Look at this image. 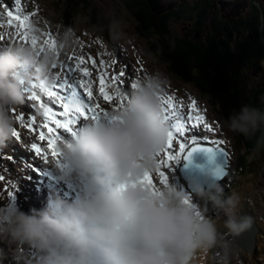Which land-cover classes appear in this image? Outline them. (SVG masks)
Wrapping results in <instances>:
<instances>
[{"label":"clouds","instance_id":"obj_1","mask_svg":"<svg viewBox=\"0 0 264 264\" xmlns=\"http://www.w3.org/2000/svg\"><path fill=\"white\" fill-rule=\"evenodd\" d=\"M40 31L33 26L30 36L39 39ZM76 43L73 29L64 28L56 49L41 51L23 41L0 46V149L15 141L17 113L30 91L43 94L54 86L57 51ZM166 84L163 74L149 73L127 93L117 92L125 97L118 111L87 119L69 138L58 140L66 166L59 178L79 185L73 199L52 193L44 207L25 212L0 197V242L14 251L18 264L28 261L30 251L36 253L31 264H195L198 255L214 249L220 251L215 264H234L236 248L226 234L236 237L253 225L238 192L226 194L218 182L193 187V195L217 213L213 218L174 184L160 183L155 195L141 184L122 187L158 171V154L170 130L160 99ZM224 126L246 138L260 133L255 151L264 150V106L242 104ZM5 259L0 247V264Z\"/></svg>","mask_w":264,"mask_h":264},{"label":"rangeland","instance_id":"obj_2","mask_svg":"<svg viewBox=\"0 0 264 264\" xmlns=\"http://www.w3.org/2000/svg\"><path fill=\"white\" fill-rule=\"evenodd\" d=\"M177 1L178 0H156L157 4H161L162 6L160 9L161 12L169 10L171 5ZM211 1V11L214 16L212 13L210 15L214 18L220 17L223 19L228 16L233 17L244 13L245 9H248L250 2V0ZM91 2L92 3H90L87 7H84L82 3L75 5V2H73L72 7L67 9L65 6L66 0L63 2H59V0H20L19 4H17L16 0H12L13 7L11 9L2 1L0 3V37H2V35L4 36V33H2L5 28L4 26L11 25L13 29L11 39L15 42L23 41L20 39L18 34L22 33L24 30L19 27V23L17 21L7 16V12L12 11L14 15L19 14L22 16L26 13V11H28L30 16L28 24L30 29L34 26L41 30L37 43L38 48L43 44V41L48 38L46 34H50L51 37L56 40L57 34L64 28L72 27L75 33L77 43L70 50L59 53L60 65L58 64L55 71L58 73L60 82H63L65 78H68L69 81L76 82L78 84L79 79L83 78L79 72L70 73L66 70L68 68L67 66L63 68L61 67V65H65V58H67L69 62L75 63L76 58L83 55L85 56L87 63L82 65V67L87 68H89V63H91V61L87 59L88 57L95 59L97 61V65L95 67L99 68L104 67L100 65V61L103 60L109 77L113 73V68L118 67L119 69H123L124 66L117 62L115 56L113 55L114 50L112 49V45L117 44V51L123 56L122 59L127 62L134 82H138L149 73L159 72L167 79V84L162 95L173 96L175 103L178 105L179 111L184 114L189 113L191 111V102L192 100H195L199 114L204 115L206 122L210 123L213 128V131H209L201 125L197 133L198 136L201 138H212V141L222 140L224 142L222 145L230 150L229 156L231 165L235 164V170L238 171V169H241L242 172L241 175L233 176V186L235 187L229 189L234 190L240 185L239 194L241 195L243 201L242 211L244 214L245 212H250L257 224L260 225V228L258 229L259 231L255 233L253 251L249 252L235 243L236 246L242 248L241 256H243V258L241 261L239 259V263H264V221L260 220L262 219V216H264V150L259 152L255 151L256 144L251 146L252 140L248 139L243 142L242 145L236 144L237 134L229 132L224 126L226 119L222 114L217 113L214 110L209 96L203 94L204 92L200 91L194 83L181 81L175 74L169 72L170 70L167 69L166 64L160 57V50L153 52L150 49V39L156 42L157 36H153L152 38L150 37L148 41L144 35L142 36V34L138 32L136 27L139 26V23L134 16L130 15L123 0H91ZM153 2L155 3L154 0ZM262 3L264 6V1ZM93 5L96 8L97 16H102L104 22L106 23L104 28H96L93 25L94 23L92 24L93 17H91L90 11ZM73 7L76 8L75 12L71 10ZM154 7L157 8L156 6ZM18 8L20 11L17 13ZM67 12L70 14L72 13V16L68 19L65 16ZM67 22L68 25L65 24ZM167 25L170 31L169 34L166 35V38H168L167 42L170 41L172 43V40L174 41L176 38H179V36H182V31L179 29L180 25H178L177 21H173L172 19L167 20ZM184 25L187 29H193L194 27L192 23H189L188 25L187 22H185ZM206 29L207 32L204 33L206 35H210L211 30L208 27H206ZM248 34L249 32H247V35L243 34L246 39V41H244V36H242L241 33L236 32L235 39H232V50L234 52L242 51L243 54H245L246 50L240 48V44L244 43L248 50L247 55L253 56V54H257V60L259 59L263 62L262 57L264 56V52L261 49L260 43H258L259 45L256 43L257 41H260L258 36L257 40H250L248 38ZM261 39L264 42V34L261 35ZM111 42H113L112 45ZM255 46H257L256 51ZM240 60L243 62L242 58H240L239 61ZM242 72L246 77H248V90L251 91L255 88L259 92L258 94H252L253 102H256L255 106H259V102H261L262 98H264L263 88L260 86L261 84L264 85V62L260 64L259 61L257 64L254 63L252 67L247 66V68L242 70ZM73 76L75 77L74 79ZM95 78L97 84H92L95 94V99L92 102L100 103L101 106H106V111H112L113 108L116 107V104H108L103 101L98 92V75H95ZM131 84L132 83L129 81L128 86L132 87ZM108 90L110 91V94L114 96L117 95L118 91H122L120 85L111 79L108 81ZM41 97L44 100V96ZM103 102H105L106 105L103 104ZM247 103L248 102H245V104ZM29 107L33 108L35 112L23 107L24 109L19 108L17 113V116L23 113L26 117L24 121L17 120V130L21 133V139L18 142V151L28 154L30 157L34 156L39 162L45 164L47 169L52 170L50 173L54 172V174L59 177V170L66 166L61 162L59 156L56 158L51 156L50 151L47 150L46 142H40L38 140V136H35L25 127V125L31 121V118L35 116V124L39 129V126L44 122L43 110L39 107V102L37 101H29ZM29 111L32 112L30 116L27 115V112ZM193 114L195 115V113ZM59 131H61L59 139H67L71 136L70 132L67 130L62 129ZM32 143H41L44 148V153L40 156L35 154L31 149ZM6 147L10 148L9 146ZM13 149L15 148L13 147ZM45 154L47 157H45ZM182 160L183 156L179 160L170 162L167 168H163L161 170L165 171L167 177L166 183L174 184L179 190H182L185 193L186 198H191V201L196 204V207H198L197 199L193 196V191L188 187L187 183L182 178L181 172L184 170L182 167L180 168ZM50 161H54V163ZM239 166H242V168ZM249 168H251V170H249ZM229 172L230 168L228 173ZM250 172L254 175L255 180L253 179V181ZM152 175L156 186H158L160 184L158 174L156 173ZM68 183L69 182L64 181L66 189L70 192V194H72V196H77L79 192V185L74 183V186L68 187ZM0 202L4 206V200H0ZM202 207H204L203 204ZM214 252L215 249L212 254H209V261L207 264L211 263L212 257H215ZM216 254H218V250ZM195 264H204L203 254L198 255Z\"/></svg>","mask_w":264,"mask_h":264},{"label":"trees","instance_id":"obj_3","mask_svg":"<svg viewBox=\"0 0 264 264\" xmlns=\"http://www.w3.org/2000/svg\"><path fill=\"white\" fill-rule=\"evenodd\" d=\"M61 1L64 0H59V2ZM123 1L130 15L134 16L139 23V26L136 27L138 32L142 36L144 35L148 41L150 37L157 36L156 42L150 39V49L153 52L160 50V57L166 64L167 69L170 70L169 72L175 74L181 81L194 83L200 91L204 92L203 94L209 96L217 113L222 114L227 120L233 111H238L245 102H248L247 104L250 106H255L256 102H253L252 94H258L259 92L255 88L251 91L248 90V77L243 74L242 70L246 69L247 66L252 67L254 63H259V61L260 64L263 63L264 56L262 57L263 62H261V60H257V54L247 55L248 50L244 43L240 44V48L246 50L245 54L242 51L234 52L232 50V39H235L236 32L241 33L242 36H244L243 34L247 35V32H249L248 38L250 40H257L258 36L260 41L256 43L257 45L260 43L264 52V42L261 39V35L264 34V6L262 3L264 0H250L248 9H245L244 13L233 17L228 16L224 19L213 17L211 0H178L173 3L174 6L171 5L169 10L159 14L153 11L149 0ZM73 2H75V5L82 3L84 7L92 3L91 0H66L65 6L67 9L72 7ZM71 10L75 12L76 8L73 7ZM211 13L213 16L210 15ZM71 14L67 12L65 14L66 18H70ZM90 14L93 17L92 24L94 23L93 25L96 28L106 26L103 17L97 16L94 5ZM168 19L177 21L180 25L179 29L182 31V36L174 41L172 40V43L167 42L168 38H166V35L170 32L167 25ZM185 22L188 25L192 23L193 29H187L184 25ZM65 24L68 25V22ZM206 27L211 30L210 35L204 33L207 32ZM243 38L246 41L245 36ZM256 50L257 46H255ZM240 58L243 59V62L239 61ZM260 86L263 88L264 95V85L261 84ZM258 105L264 106L262 101ZM259 135L260 133H257L252 138H246L237 134L236 144L242 145L248 139L252 140V146L256 144ZM238 171L234 173L230 171L231 173L229 172L226 177L228 179L218 182L225 186L226 194H231L233 191L239 193L240 185L234 190L229 189L235 187L233 186V176L241 175L242 172L241 169H238ZM250 173L252 181L255 180L253 173ZM224 180H227V182ZM199 200L208 209V214L214 218L217 213L211 208V205L202 199ZM15 202L23 211L31 209L32 205L29 199L24 196H20Z\"/></svg>","mask_w":264,"mask_h":264},{"label":"snow or ice","instance_id":"obj_4","mask_svg":"<svg viewBox=\"0 0 264 264\" xmlns=\"http://www.w3.org/2000/svg\"><path fill=\"white\" fill-rule=\"evenodd\" d=\"M19 4V0H16ZM17 9V13L19 12ZM7 16L11 19H14L19 23V27L24 31L19 33L20 39L26 43H31L34 47H37L38 39L34 36H30V26L28 24L29 17L21 16L19 14L14 15L12 11L7 12ZM47 39L43 41V44L40 45V50L43 51L47 49H56V40L51 37L50 34H46ZM59 57V51H57ZM91 61V64L95 67L97 61L91 57L87 58ZM87 62L85 56L81 55L76 58L74 66H68L66 69L70 73L79 72L83 77L79 79L78 84L72 83L68 78H65L63 82L59 81V77L56 79V83L51 89L43 90V95L46 96L52 103L51 106L46 104L39 95L34 90L30 91L29 99L31 101L39 102V107L43 110V120L42 125L39 126L35 124V116L31 118V121L25 125L28 131L32 132L35 136H38L40 142H46L47 150L50 151L52 157H58L59 153L57 150V142L59 140V130L71 131L72 125L80 118L84 119H99L101 116L107 117L108 111H106L100 103H93L95 99L94 89L92 83L89 80V77L92 75L89 68L82 67ZM100 65L104 66L97 69L98 72V92L99 96L102 97L103 101L108 104L115 103L116 107L112 111H118L125 103V97L121 95H112L108 90V81L111 79L117 84L124 83V77L126 76V69H121L116 71L113 68V73L109 77L106 71V66L104 61H100ZM63 68L64 66L61 65ZM75 77L73 76V79ZM137 82L131 84L132 88L136 86ZM36 85H32V89H35ZM82 89L83 95L77 89ZM64 94H61V93ZM162 111L164 113V119L168 122L170 130L168 133V140L165 147L158 154L159 159H157V174L159 176V182L161 184H166L167 177L165 171L161 170L167 168L170 162L179 160L182 156L187 158V155H190L189 150H196L195 146H199L198 131L200 126L203 128L213 131L212 125L206 122L204 115L199 114V110L196 107V101L192 100L190 109L191 111L187 114L178 110V105L174 101V97L164 96L160 97ZM59 104L60 110L55 111V105ZM35 106V105H34ZM195 113V115L193 114ZM25 115L21 113L17 116L18 121H24ZM111 119H116L112 117ZM14 137L17 140L21 139V133L16 129L13 133ZM207 140V138H204ZM209 143L216 145V147L221 148L227 153V151L220 147L224 142L222 140H213ZM178 148V151H177ZM32 151L40 156L44 153V148L41 143H32ZM187 154V155H185ZM45 157L47 155L45 154ZM0 179H3L0 177ZM137 184H141L149 188L153 195L156 194V183L154 181L153 175L151 173H145L144 176L138 180H132L130 184H125L122 187L128 188L129 186L135 187ZM188 202L187 200L185 201Z\"/></svg>","mask_w":264,"mask_h":264},{"label":"water","instance_id":"obj_5","mask_svg":"<svg viewBox=\"0 0 264 264\" xmlns=\"http://www.w3.org/2000/svg\"><path fill=\"white\" fill-rule=\"evenodd\" d=\"M150 1L149 3L152 6L153 11L159 14L161 12V4L158 5L156 0H154L156 5L153 0L151 2ZM206 151V154H204L205 157L202 158L200 162H198L196 158L188 157L189 155H187L186 159L188 161L185 163L186 165H182V168L184 169L182 173L192 189L196 184L207 187L212 183H216L217 180L222 178L229 171L226 155L221 152L220 148L216 146H209L206 148ZM247 215H250V213ZM245 232H247L246 234L249 236V242L244 240ZM245 232L236 237L239 238L238 241L240 246L250 252L252 251L255 233L258 232V227L254 220L252 227Z\"/></svg>","mask_w":264,"mask_h":264},{"label":"bare ground","instance_id":"obj_6","mask_svg":"<svg viewBox=\"0 0 264 264\" xmlns=\"http://www.w3.org/2000/svg\"><path fill=\"white\" fill-rule=\"evenodd\" d=\"M61 13V12H60ZM62 19V18H61ZM236 170H235V166H233L232 167V169H231V172L232 173H234ZM230 172V173H231ZM228 176V175H227ZM226 176V177H227ZM224 178V179H228V178ZM223 180V179H222ZM221 180V181H222ZM225 182H227V180H224ZM196 199H197V197H195ZM247 232H245L244 234H245V237H244V240L246 241V242H249V236H248V234H246ZM226 239L227 240H229V241H231L232 242V245H233V247L234 248H236V256H235V259H234V264H240L239 262L242 260V258H243V256H241L242 254V248H240V247H238V246H236L235 245V243H237L239 246H240V244H239V238L238 237H232V236H229V235H227L226 234ZM217 250H218V254H216L217 253ZM215 249V252H214V254H215V257H219V254H220V251H219V249ZM214 256V255H213ZM215 257H212V260H211V263H209V264H215ZM239 259H240V261H239ZM208 263V260L206 261V264Z\"/></svg>","mask_w":264,"mask_h":264}]
</instances>
